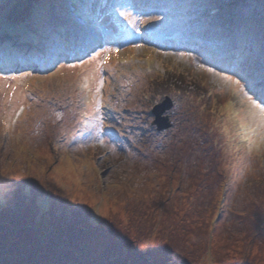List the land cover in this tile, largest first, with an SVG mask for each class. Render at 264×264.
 Listing matches in <instances>:
<instances>
[{
  "label": "rangeland",
  "instance_id": "obj_1",
  "mask_svg": "<svg viewBox=\"0 0 264 264\" xmlns=\"http://www.w3.org/2000/svg\"><path fill=\"white\" fill-rule=\"evenodd\" d=\"M108 1L0 0L3 35L78 52L42 74L0 67V264H264V106L243 68L200 56L264 86V0Z\"/></svg>",
  "mask_w": 264,
  "mask_h": 264
},
{
  "label": "water",
  "instance_id": "obj_2",
  "mask_svg": "<svg viewBox=\"0 0 264 264\" xmlns=\"http://www.w3.org/2000/svg\"><path fill=\"white\" fill-rule=\"evenodd\" d=\"M172 106L170 97L166 96V99L153 105L151 113L154 116L152 124L155 125L156 130L161 131L170 127L169 117L165 112Z\"/></svg>",
  "mask_w": 264,
  "mask_h": 264
},
{
  "label": "trees",
  "instance_id": "obj_3",
  "mask_svg": "<svg viewBox=\"0 0 264 264\" xmlns=\"http://www.w3.org/2000/svg\"><path fill=\"white\" fill-rule=\"evenodd\" d=\"M13 15V16H12ZM15 17H17V15H16V13L15 12H12V13H10V15H6V17L5 18H7V20L9 19V20H12L13 18H15ZM3 20V19H2ZM8 20V21H9ZM3 21H5V20H3ZM2 48L1 49H4V50H6V48H4L3 46H1ZM8 52H10V51H8ZM256 74V72L254 73V75ZM142 246H136V247H134V249L135 250H137V251H141V250H143V244H141ZM141 254H143V252L141 253Z\"/></svg>",
  "mask_w": 264,
  "mask_h": 264
},
{
  "label": "snow or ice",
  "instance_id": "obj_4",
  "mask_svg": "<svg viewBox=\"0 0 264 264\" xmlns=\"http://www.w3.org/2000/svg\"><path fill=\"white\" fill-rule=\"evenodd\" d=\"M262 112H264V109H261ZM262 140H264V137L261 138Z\"/></svg>",
  "mask_w": 264,
  "mask_h": 264
},
{
  "label": "bare ground",
  "instance_id": "obj_5",
  "mask_svg": "<svg viewBox=\"0 0 264 264\" xmlns=\"http://www.w3.org/2000/svg\"><path fill=\"white\" fill-rule=\"evenodd\" d=\"M233 44H235V43H233ZM1 60V59H0Z\"/></svg>",
  "mask_w": 264,
  "mask_h": 264
}]
</instances>
